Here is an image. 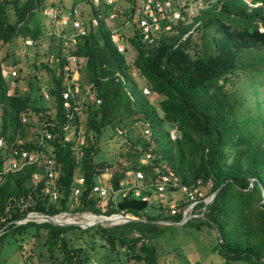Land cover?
<instances>
[{
	"label": "trees",
	"instance_id": "16d2710c",
	"mask_svg": "<svg viewBox=\"0 0 264 264\" xmlns=\"http://www.w3.org/2000/svg\"><path fill=\"white\" fill-rule=\"evenodd\" d=\"M47 1L0 0V140L6 145L0 149V264H10L11 256L6 254L10 247L21 264H101L93 253L98 246L109 250L108 264H158L152 241L169 225L161 221L181 222L183 210L192 202L181 186L198 188L200 202L194 213L201 214L182 225L215 228L217 250L227 264H264V0H172L182 17L153 42L144 40L134 20L139 0H129L125 12L120 0L115 5L89 1L81 13L88 31L69 50L55 31L49 34V45H44L48 33L38 14L52 6L61 10L58 21L70 12L64 0ZM192 5L196 12L189 11ZM114 11L132 23L131 33H121L111 24ZM62 28L63 35L75 32L71 25ZM15 40L35 47L33 53L25 49L12 61L14 67L23 64L17 73L34 69L24 78L27 90L19 85L21 77L3 74L7 57L1 51ZM126 41L136 51L132 62L127 59ZM118 43L125 45L124 51ZM70 53L81 59L84 79L100 100L85 103L73 120L67 117L63 95ZM80 71L75 72L77 80ZM43 86L49 99L36 95ZM146 89L158 99L151 100ZM71 123L77 132L84 129V144L77 138L65 141V126ZM106 129L124 138L117 159L109 164L96 160ZM12 149L44 152L55 161L58 200L46 190L44 165L5 170ZM131 170L144 173V192L158 201L157 214L150 213L148 205L145 211L131 210L144 220L111 226L18 223L30 213H118L112 198L105 209L100 206L102 198L93 187L99 176L109 173L107 183L117 190ZM169 171L178 185L168 186V192L182 193L174 214L171 199H162L157 188L160 176ZM36 173L40 180L34 179ZM78 175L83 179L79 185ZM77 185L81 194L74 204ZM214 193L212 202L206 203L204 199Z\"/></svg>",
	"mask_w": 264,
	"mask_h": 264
},
{
	"label": "built area",
	"instance_id": "2783aa9c",
	"mask_svg": "<svg viewBox=\"0 0 264 264\" xmlns=\"http://www.w3.org/2000/svg\"><path fill=\"white\" fill-rule=\"evenodd\" d=\"M74 1L75 0H72V5L71 7H69L70 12L65 14L63 13L61 19L58 20V22L61 24L62 27L71 25V27L75 31L71 35H65V34L63 35L64 47L66 50H69L70 48H75V45L77 43V37L79 35H85L88 31L87 22L84 19V17L81 16V13L82 11H85L87 9L89 1L94 3L95 5H98L101 3L102 0H78V3H76V5H74L73 7ZM103 1H105L107 4L115 5L119 0H103ZM60 11L61 10L56 9V16H55L56 21H57V15L58 13H60ZM117 16H118V12L114 11L111 13L110 18L115 19ZM181 17H182V12L180 10V7L177 5V3H174L172 0H139V8L137 10L134 20L139 22L140 28L144 35V40L148 42H153L158 33L162 32L163 29H165L166 31L171 30L172 23L176 22ZM92 23L94 25H97L98 24L97 19L93 18ZM163 24H165L164 28H163ZM113 38L116 42H119V38L116 35H114ZM29 43H31V41H29ZM118 47L121 51H124L125 46L122 45V43H118ZM50 60L53 61V56L50 58ZM67 61L68 63L65 66V72H66V81L68 84V88L66 91H64L63 94L64 107L67 112V117L73 120L75 116V112L81 113L85 103L93 102L95 100L97 101V103H99L100 100L96 99L95 93L92 90L91 85H88V88L85 91V95L82 99V102L80 101V97H79L80 84L77 82L78 80L76 79L75 72L77 70V67H75V65H79L81 59L76 55L70 53L67 57ZM3 74L4 76L8 77L10 74L17 75V71L7 70L5 68L3 70ZM43 91H44V96L47 99H49V93L47 92L45 87ZM72 98H74V103L72 102ZM23 121H27L26 116H23ZM65 129L67 131V133L65 134V141H72L74 140V138H77L79 144L82 145L85 143V132L83 128H81L77 132V129L71 123V124H67L65 126ZM44 133L47 138H51L52 134L49 131L46 130ZM76 135H78V137ZM172 136L174 139L176 138V130H173ZM5 146H6L5 143L2 140H0V149ZM149 158L150 155L148 154L147 159ZM147 159H144L143 161L146 162ZM35 163L39 165H44L45 167L44 174L48 182L46 190L48 193H50L52 200L54 201L58 200L60 196L59 188L57 185L59 172L56 168L55 161L48 154L39 151L29 152L26 150L12 149L10 156L5 164V170L16 172L22 169L23 166L27 164H35ZM156 171L158 172L159 169L157 168ZM103 175L98 177L97 183L93 187V192L102 198L100 206L103 209L107 207V200L109 198H112L117 206H118V202L124 199H131V198L145 199L148 201V204L149 201L153 199L152 194H148L144 192L147 186L142 183V179L144 178V173L142 171H133V170L128 171L127 172L128 177L120 182V186L117 190L111 187L109 183H106L107 181L106 182L104 181V178H102ZM40 178L41 175L39 173H36L34 175V179L36 181L40 180ZM82 183H83V179L81 178L79 184ZM172 185L174 186L178 185V178L174 177L172 171H169L168 174H164L160 176V180L157 184V188L159 190V196L161 195L162 192H164L165 194L164 197H161L162 195L160 196L162 199L168 201L169 196L167 194L168 193L167 188L168 186H172ZM181 191L184 192L187 195V197L192 201L183 210V219L188 220L189 218L195 216L196 217L201 216V214L194 213L195 206L200 202V200H197V195L200 194L198 188L189 190L186 186H181ZM80 194H81V187L77 185L73 188V193H72L74 204L79 202ZM169 208L173 214L176 213L177 208L175 203H170ZM127 212L128 210L123 212L120 210V212L114 213L112 215L122 217L121 213L127 215ZM81 213H83L85 216L88 217L87 220H89L92 217L100 218V217H96L95 216L96 214L93 212L85 211ZM60 214L70 216L73 213L62 212ZM122 223H126V222L124 220H121L120 222H115L112 225H117Z\"/></svg>",
	"mask_w": 264,
	"mask_h": 264
},
{
	"label": "rangeland",
	"instance_id": "374dc122",
	"mask_svg": "<svg viewBox=\"0 0 264 264\" xmlns=\"http://www.w3.org/2000/svg\"><path fill=\"white\" fill-rule=\"evenodd\" d=\"M58 2L60 0H48L47 3L50 4L52 2ZM67 7H71L72 0H64ZM119 6L121 7L122 11L125 12L126 10L130 9V1L129 0H120ZM52 6H48L45 8L44 11H41L40 14H38V18H40L42 25L46 27V31L48 33V38L45 39L44 45H49V34H51L53 31H55L57 34H62L63 36V28L61 24L56 21V8H53ZM196 5H192L189 7V11L196 12ZM111 24L119 29L121 33H126L127 35L131 33V25L132 23L127 20V18L120 13L119 16L116 17L115 20L111 21ZM127 46V59L129 62H132L136 51L133 49L132 45H130L127 41L124 43ZM122 44V45H124ZM124 45V46H125ZM27 50L28 53H33L35 50L34 46H28L26 42L21 41H12L9 45H6L2 51L1 56L7 57L6 61V69L7 70H16L19 69V67L23 66V64L20 62L18 66H13L12 61L15 58H20L24 50ZM43 59V58H42ZM77 69H81L78 83L80 84L79 89V97L80 101L82 102V99L85 95V91L88 88V84L85 81L84 76V70H82L81 64L75 65ZM33 68H26L25 71L21 73H17V75L10 74L8 77H21L23 81L19 83V85L22 87L23 90L28 89V85L24 82V78L27 77L31 72L33 73ZM30 72V73H29ZM10 83L13 84L12 78L9 79ZM44 87V86H43ZM146 94H148V89L145 90ZM42 93L44 95V91L41 90V92L36 93L38 94ZM151 100H156L158 97L153 94H148ZM40 101L42 99L40 98ZM45 101V100H43ZM46 102V101H45ZM46 105H51L52 103L50 101H47L45 103ZM129 133V132H128ZM173 133V131H172ZM136 135V133H133ZM122 137H119L116 134V131L113 129H106L101 136V139L99 141V153L96 156V160L98 162L105 161V163L109 164L111 162H114L117 157L120 150V147L123 142ZM109 173H105L102 178H104V181L106 182ZM134 180V179H132ZM81 181V177L77 176V183L79 185V182ZM107 183V182H106ZM207 190L205 189L204 192ZM168 196L170 195L171 203H176L179 201L182 197V193L179 191H173V193L170 191L167 193ZM162 195V196H161ZM161 197H164V192L161 193ZM212 195L206 197L204 200L206 202H209ZM153 200V199H152ZM150 200V201H152ZM149 201V203H150ZM152 203L155 204V206L152 208L150 204H148L147 210H149L152 214H157L159 212L158 209V201L153 200ZM145 211V210H143ZM196 214V213H195ZM127 215L132 217H137L131 212V210H128ZM70 216L75 217L78 222H87L88 217L85 216L83 213H74ZM138 218V217H137ZM82 220V221H81ZM90 223V222H87ZM111 222H107L108 226ZM164 223V222H162ZM166 224V223H165ZM183 224V223H182ZM182 224H169L162 235L159 238H156L152 241L154 245L157 247V253H158V264H227L222 258L220 257L217 246H218V236L215 228L204 226L202 229H197L191 225H182ZM100 246L96 249L94 253V258L97 262H100L101 264H108L107 261V254L109 253V250L107 248H103L102 250L99 249ZM102 251V252H99ZM6 254L11 256L10 264H21V258L19 257L18 253H15L13 251V247L6 250ZM95 261V263H96ZM34 264H41L40 262L36 261ZM112 264H118V263H112ZM119 264H126L125 261L119 263ZM231 264H249L245 261H233Z\"/></svg>",
	"mask_w": 264,
	"mask_h": 264
},
{
	"label": "water",
	"instance_id": "95a60500",
	"mask_svg": "<svg viewBox=\"0 0 264 264\" xmlns=\"http://www.w3.org/2000/svg\"><path fill=\"white\" fill-rule=\"evenodd\" d=\"M215 194L214 193L210 199V202H212V200L214 199L215 197ZM148 206V201L145 200V199H135V198H131V199H124L122 201H119L118 202V208L119 210H121L122 212L123 211H126V210H135V211H142L144 210L146 207ZM61 215L60 213L59 214H56V215H48V214H40V213H30L28 214L25 218L21 219L18 221V223H27L29 221H35V222H49V223H52V224H57V225H79L83 228H87V227H90V226H93V225H104V226H108L107 222H93V223H83V222H73V223H58L56 221H53V220H50V219H42V220H38L36 217L37 216H45V217H48V218H53V217H56V216H59ZM96 217H107V218H111L113 215H109V216H105V215H95ZM121 216L123 218V220L125 222H130V221H142L144 219H140V218H137V217H132V216H127V215H124L123 213H121ZM187 219H183L181 222H178V223H175V222H171V221H161V222H164L166 224H182L184 222H186ZM114 223H110V225H112ZM0 234H1V231H0Z\"/></svg>",
	"mask_w": 264,
	"mask_h": 264
},
{
	"label": "bare ground",
	"instance_id": "6f19581e",
	"mask_svg": "<svg viewBox=\"0 0 264 264\" xmlns=\"http://www.w3.org/2000/svg\"><path fill=\"white\" fill-rule=\"evenodd\" d=\"M38 220H42V219H50V220H53V221H56L58 223H73V222H76L77 219L75 217H72V216H69V215H59V216H56V217H53V218H48V217H45V216H37L36 217ZM110 219V218H109ZM105 217H100V218H95V217H92L90 218L87 222H111V223H115V222H120L121 220H123V218L121 217L120 220H109ZM82 221V220H81ZM87 222H83V223H87Z\"/></svg>",
	"mask_w": 264,
	"mask_h": 264
}]
</instances>
